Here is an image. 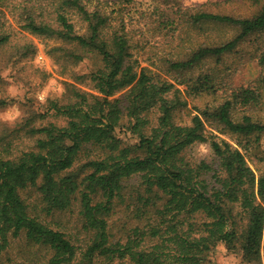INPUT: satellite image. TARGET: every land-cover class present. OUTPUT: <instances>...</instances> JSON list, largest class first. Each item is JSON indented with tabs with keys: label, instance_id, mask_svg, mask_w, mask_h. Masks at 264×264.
I'll return each instance as SVG.
<instances>
[{
	"label": "trees",
	"instance_id": "1",
	"mask_svg": "<svg viewBox=\"0 0 264 264\" xmlns=\"http://www.w3.org/2000/svg\"><path fill=\"white\" fill-rule=\"evenodd\" d=\"M21 8L24 31L97 57L99 66L87 75L97 93L73 90V103L52 105L64 125L30 127L33 149L0 156V256L9 236L23 233L49 251L43 264H203L218 243L246 261L261 263L264 123L236 111L238 105L259 103L264 72L256 87L204 102L229 77L227 66L217 67L222 59L264 32V1L245 18L185 9L191 26L224 24L238 31L217 44H197L186 57L159 59L170 79L140 66L125 25L111 27L108 15L99 6L90 7V0H25ZM9 37L0 29V45ZM21 49L28 52L31 44ZM73 49L67 56L82 59ZM256 60L264 69V47ZM205 62L213 65L189 75ZM195 100L204 104L193 105L196 112L177 121L178 112ZM120 127L136 140L125 142L116 133ZM196 143H206L213 159L192 161L188 150ZM85 152L93 156L76 165ZM134 177L137 184L127 188L125 182ZM28 187L36 188L47 213L66 210L78 199V243L28 211L20 194ZM118 202L132 205L137 221L115 236L110 218Z\"/></svg>",
	"mask_w": 264,
	"mask_h": 264
},
{
	"label": "rangeland",
	"instance_id": "2",
	"mask_svg": "<svg viewBox=\"0 0 264 264\" xmlns=\"http://www.w3.org/2000/svg\"><path fill=\"white\" fill-rule=\"evenodd\" d=\"M263 1L178 0V4L173 5L163 3L162 0H90V7L99 6L110 18L111 27L125 25L134 45L132 51L140 66H146L161 78L170 79L171 74L165 72V66L159 59L186 57L190 49L195 48L197 44H217L230 39L238 31L237 27L224 24H208L201 28L191 26L188 17L183 13L185 9L189 8L191 12L245 18L255 14ZM23 4L25 0H0V29H5L10 34L7 42L0 45V99L5 101V104L0 106L2 157H15L22 151L33 149L35 137L29 136L30 127L51 123L59 126L65 124L63 117L54 114L53 103L58 106L73 103V90L97 93L87 78L89 72L99 66L97 57L81 49H73L71 45L58 39L38 37L21 29L19 17L23 12ZM25 44H31L32 50L24 52L21 48ZM263 47L264 32L249 37L233 53L226 55L222 64L219 63L217 67L227 66L229 77L221 88H218L217 94L204 103L220 100L241 87H256V79L264 72L257 63L256 55ZM68 49L75 50L83 55V58L76 61L67 56ZM212 65L213 63L205 62L189 75H195L200 69ZM81 75L85 76L83 80L80 79ZM179 87L183 89L185 86ZM204 103L198 100L188 102L187 106L178 112L177 121L187 120L189 114L196 112L193 105ZM242 112L251 115L253 120L264 123V90L258 104L238 105L236 115H241ZM149 118L152 119L153 114H149ZM116 133L125 142L136 140L124 127L118 128ZM221 136L226 137L223 134ZM261 143L264 146V136ZM92 156L89 152L81 153L76 165ZM188 157L194 162L213 159L206 143L192 145L188 150ZM246 158L249 165L255 168L249 157ZM257 166L261 167L260 164ZM137 182L138 179L134 177L125 184L129 188L130 184L136 185ZM20 194L31 214L37 215L52 228L64 232L72 242L82 239L77 198L66 210H52L47 213L35 187L21 190ZM132 195L135 197V193ZM110 219L114 222L110 231L115 236L128 231L137 221L133 217L132 205L128 208L125 203L119 202L116 203ZM8 240V246L0 256L1 262L43 264L49 256V251L30 243L23 233L15 237L9 236ZM203 264H264V259L262 258L261 263L246 261L239 252L228 251L222 243H218L206 254Z\"/></svg>",
	"mask_w": 264,
	"mask_h": 264
}]
</instances>
